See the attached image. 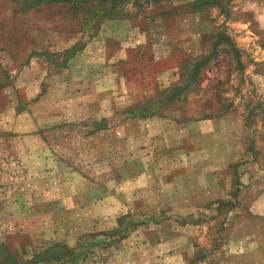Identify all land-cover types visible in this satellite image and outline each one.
<instances>
[{"label":"rangeland","instance_id":"rangeland-1","mask_svg":"<svg viewBox=\"0 0 264 264\" xmlns=\"http://www.w3.org/2000/svg\"><path fill=\"white\" fill-rule=\"evenodd\" d=\"M0 0V264H264V0Z\"/></svg>","mask_w":264,"mask_h":264},{"label":"trees","instance_id":"trees-1","mask_svg":"<svg viewBox=\"0 0 264 264\" xmlns=\"http://www.w3.org/2000/svg\"><path fill=\"white\" fill-rule=\"evenodd\" d=\"M11 3L18 2L21 5L22 10H30L34 7L41 5H51V4H73L75 0H9ZM88 1V0H86ZM99 1V0H98Z\"/></svg>","mask_w":264,"mask_h":264},{"label":"crops","instance_id":"crops-1","mask_svg":"<svg viewBox=\"0 0 264 264\" xmlns=\"http://www.w3.org/2000/svg\"><path fill=\"white\" fill-rule=\"evenodd\" d=\"M172 264H184V263L178 259V262L174 261Z\"/></svg>","mask_w":264,"mask_h":264}]
</instances>
